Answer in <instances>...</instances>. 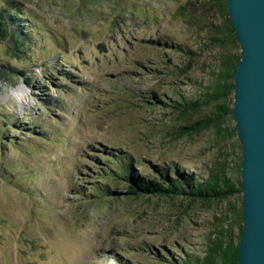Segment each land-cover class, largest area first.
Wrapping results in <instances>:
<instances>
[{"label": "rangeland", "instance_id": "374dc122", "mask_svg": "<svg viewBox=\"0 0 264 264\" xmlns=\"http://www.w3.org/2000/svg\"><path fill=\"white\" fill-rule=\"evenodd\" d=\"M0 11L19 20L0 36V264H188L227 231L239 241L241 192L123 195L126 164L142 178L178 168L241 183L232 113L201 128L234 105V92L206 103L241 59L226 0H0Z\"/></svg>", "mask_w": 264, "mask_h": 264}, {"label": "water", "instance_id": "95a60500", "mask_svg": "<svg viewBox=\"0 0 264 264\" xmlns=\"http://www.w3.org/2000/svg\"><path fill=\"white\" fill-rule=\"evenodd\" d=\"M226 5L242 51L232 108L242 148L238 264H264V0H226Z\"/></svg>", "mask_w": 264, "mask_h": 264}, {"label": "trees", "instance_id": "16d2710c", "mask_svg": "<svg viewBox=\"0 0 264 264\" xmlns=\"http://www.w3.org/2000/svg\"><path fill=\"white\" fill-rule=\"evenodd\" d=\"M6 21H19L14 18H6V15L3 11H0V36L4 34V28H6ZM16 23V22H15ZM233 75H230L225 79V81L232 79ZM221 78V76H220ZM231 81H227L223 84V80L221 79L219 85L214 90L212 95H208L210 97V101L206 103L218 100L220 98H225L229 96L233 91V84ZM226 87L227 93H222L221 88ZM224 101H226L224 99ZM226 103V105H225ZM222 105L217 106L218 111L213 113V116L208 118L204 125L201 126L202 129H208L212 125L220 122L221 118L223 119L225 116L232 113V108L230 102H225ZM193 104L189 103L187 108H192ZM122 175L124 180L128 184L127 192L123 195L126 197L130 196H166V197H191L192 200H200V201H223L231 197L236 193L241 192V183L236 186L234 183L229 182L226 178L222 180L220 178H216L214 182L211 183H198L193 180L187 174L181 173L178 168H171L162 170L160 169L156 176L142 178L136 175L128 164L123 165ZM171 173L175 176H178L177 179L173 180L171 178ZM105 191V190H104ZM106 194L112 193L113 195H120L116 191H109L107 188L105 191ZM237 213V212H234ZM242 227L239 232V241L242 232ZM230 230V229H229ZM227 242L218 244L213 250L212 253L202 259H189L188 264H238V247L239 241L236 242L234 240L233 234L231 231L226 232Z\"/></svg>", "mask_w": 264, "mask_h": 264}, {"label": "bare ground", "instance_id": "6f19581e", "mask_svg": "<svg viewBox=\"0 0 264 264\" xmlns=\"http://www.w3.org/2000/svg\"><path fill=\"white\" fill-rule=\"evenodd\" d=\"M22 98H23V97H22ZM25 99H26V98H25ZM24 101H25V100H24V98H23V99L21 100V102H20V103L24 104Z\"/></svg>", "mask_w": 264, "mask_h": 264}]
</instances>
